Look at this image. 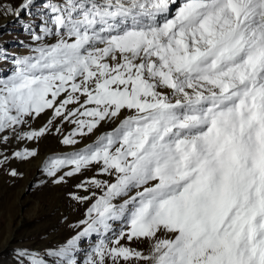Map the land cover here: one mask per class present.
<instances>
[{
	"label": "snow or ice",
	"instance_id": "obj_1",
	"mask_svg": "<svg viewBox=\"0 0 264 264\" xmlns=\"http://www.w3.org/2000/svg\"><path fill=\"white\" fill-rule=\"evenodd\" d=\"M40 7L28 54L0 75V144L54 131L72 150L44 161L51 182L93 175L71 194L90 205L82 231L43 256L17 250L16 264H264V0ZM37 156L0 153V167Z\"/></svg>",
	"mask_w": 264,
	"mask_h": 264
},
{
	"label": "rangeland",
	"instance_id": "obj_2",
	"mask_svg": "<svg viewBox=\"0 0 264 264\" xmlns=\"http://www.w3.org/2000/svg\"><path fill=\"white\" fill-rule=\"evenodd\" d=\"M22 2L23 0H0V4L13 9L18 8ZM43 2L44 0H34L33 6L22 11L19 17L0 15V21H3L0 24V47L6 50L8 56L6 62H0V75L12 71L13 56L28 54V45L32 44L30 29L37 28L40 23V6ZM46 119L45 116L38 118L32 123V128H39ZM73 127L64 125L62 131L67 134ZM25 130H28L27 127ZM106 130L108 128L103 131ZM61 138L53 131L39 141L12 139L6 145L0 144V153L9 156L18 150H38L36 158H30L27 162L10 158L6 166L0 167V264H16V252L20 249L43 256L47 250L58 249L66 244L83 229L82 225H77L86 218V210L90 205L73 200L71 194L83 195V191L77 189L76 185L93 175V172L86 171L83 176L67 178L66 183L55 185L42 171L47 158L72 150L60 143ZM90 138L91 136L76 147H82L95 139ZM12 168L21 175L10 176L8 173ZM97 239L94 235L81 241V260ZM132 247L146 250L148 245L134 242ZM44 258L49 264H55V257Z\"/></svg>",
	"mask_w": 264,
	"mask_h": 264
},
{
	"label": "bare ground",
	"instance_id": "obj_3",
	"mask_svg": "<svg viewBox=\"0 0 264 264\" xmlns=\"http://www.w3.org/2000/svg\"><path fill=\"white\" fill-rule=\"evenodd\" d=\"M3 21H0V24L2 23ZM108 127L107 126H104V127H101L99 130H98V132H97V134H99V132H102L104 129H107ZM95 138V136H91V138L90 139H94ZM86 142V141H85Z\"/></svg>",
	"mask_w": 264,
	"mask_h": 264
}]
</instances>
